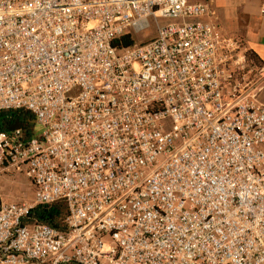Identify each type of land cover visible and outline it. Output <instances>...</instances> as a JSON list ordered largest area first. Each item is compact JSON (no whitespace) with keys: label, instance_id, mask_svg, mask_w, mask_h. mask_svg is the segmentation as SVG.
Instances as JSON below:
<instances>
[{"label":"built area","instance_id":"built-area-1","mask_svg":"<svg viewBox=\"0 0 264 264\" xmlns=\"http://www.w3.org/2000/svg\"><path fill=\"white\" fill-rule=\"evenodd\" d=\"M209 2L0 0V111L42 128L0 131V264H264V68Z\"/></svg>","mask_w":264,"mask_h":264},{"label":"crops","instance_id":"crops-1","mask_svg":"<svg viewBox=\"0 0 264 264\" xmlns=\"http://www.w3.org/2000/svg\"><path fill=\"white\" fill-rule=\"evenodd\" d=\"M209 7L215 30L238 40L242 50L252 52L264 68V0H210ZM257 85L255 99L264 105V72L258 76Z\"/></svg>","mask_w":264,"mask_h":264},{"label":"trees","instance_id":"trees-1","mask_svg":"<svg viewBox=\"0 0 264 264\" xmlns=\"http://www.w3.org/2000/svg\"><path fill=\"white\" fill-rule=\"evenodd\" d=\"M133 42L131 36L125 33L114 41V45L125 47ZM245 56L253 65H261L252 52H246ZM35 128L34 117L29 111L23 109L0 111V131L20 129L25 136L29 137L35 133ZM64 213L65 205L62 202H57L47 206H36L27 217L37 223L60 229Z\"/></svg>","mask_w":264,"mask_h":264},{"label":"rangeland","instance_id":"rangeland-1","mask_svg":"<svg viewBox=\"0 0 264 264\" xmlns=\"http://www.w3.org/2000/svg\"><path fill=\"white\" fill-rule=\"evenodd\" d=\"M168 22V20L157 19V23L161 24ZM149 28L141 31L134 32L128 29L126 32L131 36L134 42H144L151 39L155 34V23L148 19ZM42 128L36 125L35 133L40 134ZM32 188L26 178L17 174L11 177H2L0 179V200L3 202H17V201H31Z\"/></svg>","mask_w":264,"mask_h":264}]
</instances>
